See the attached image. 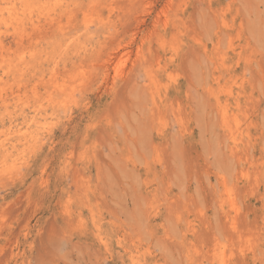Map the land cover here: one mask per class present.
Here are the masks:
<instances>
[{
  "label": "rangeland",
  "instance_id": "1",
  "mask_svg": "<svg viewBox=\"0 0 264 264\" xmlns=\"http://www.w3.org/2000/svg\"><path fill=\"white\" fill-rule=\"evenodd\" d=\"M16 1L0 264H264V0Z\"/></svg>",
  "mask_w": 264,
  "mask_h": 264
},
{
  "label": "bare ground",
  "instance_id": "2",
  "mask_svg": "<svg viewBox=\"0 0 264 264\" xmlns=\"http://www.w3.org/2000/svg\"><path fill=\"white\" fill-rule=\"evenodd\" d=\"M15 1H16V0H15ZM18 1H19V0H18ZM28 1H29V0H28ZM28 1L25 0L26 3H27ZM30 1H31V0H30ZM35 1H36V0H35ZM16 2H17V1H16ZM21 2H22V0H21ZM16 4H18V3H16ZM24 4H25V3H24ZM30 4H31V3H29V5H30ZM25 5H26V4H25ZM25 5H24V6H25ZM21 6H23V5H21ZM8 8H9V10H10V7H8ZM21 8H22V7H21ZM21 8H20V9H21ZM23 8H24V7H23ZM0 9H1V11H3V10H5L6 8H5V9H4V8H0ZM25 9H26V7H25ZM25 9H23V10H25ZM9 10L7 11V9H6L7 13H9ZM11 10H12V9H11ZM1 11H0V12H1ZM14 11H15V10H13L12 12H14ZM16 12H17V11H16ZM22 12H23V11H22ZM18 13L20 14L21 12H18ZM1 14H2V13H1ZM12 14H14V13H12ZM12 14H10V15H12ZM22 14H23V13H22ZM22 14H21V15H22ZM14 17H15V16H14ZM15 18H16V17H15ZM15 18H14V20H15ZM1 19H2V16H1ZM3 19H4V16H3ZM3 19H2V20H3ZM6 21H7V20H6ZM3 22H4V21H3ZM9 22H10V24H11V21H9ZM14 22H15V21H14ZM16 22H18V21H16ZM16 22H15V24H17ZM7 23H8V21H7ZM18 24H19V23H18ZM18 24H17V25H18ZM20 24H21V23H20ZM6 25H7V24H6ZM11 25H12V24H11ZM4 26H5V23H4ZM8 26H9V25H8ZM20 26H21V25H20ZM15 27H16V26H15ZM15 27H13L12 30H14ZM5 28H6V26H5ZM7 29H8V28H7ZM5 30H6V29H5ZM14 31H16V30H14ZM6 32H7V31H6ZM12 33H13V32H12ZM14 33H15V32H14ZM1 34H2V33H1Z\"/></svg>",
  "mask_w": 264,
  "mask_h": 264
}]
</instances>
